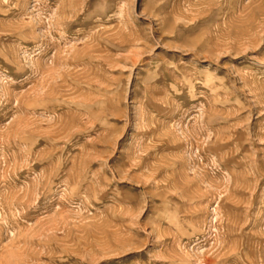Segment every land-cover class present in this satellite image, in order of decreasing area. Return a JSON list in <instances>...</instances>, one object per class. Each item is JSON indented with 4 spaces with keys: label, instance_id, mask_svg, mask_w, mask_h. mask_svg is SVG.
Segmentation results:
<instances>
[{
    "label": "rangeland",
    "instance_id": "1",
    "mask_svg": "<svg viewBox=\"0 0 264 264\" xmlns=\"http://www.w3.org/2000/svg\"><path fill=\"white\" fill-rule=\"evenodd\" d=\"M0 264H264V0H0Z\"/></svg>",
    "mask_w": 264,
    "mask_h": 264
}]
</instances>
